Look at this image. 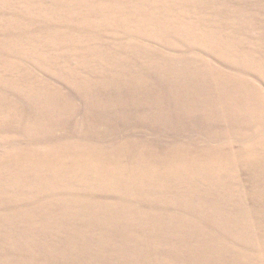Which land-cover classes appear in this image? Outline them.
<instances>
[{"label":"rangeland","instance_id":"374dc122","mask_svg":"<svg viewBox=\"0 0 264 264\" xmlns=\"http://www.w3.org/2000/svg\"><path fill=\"white\" fill-rule=\"evenodd\" d=\"M0 264H264V0H0Z\"/></svg>","mask_w":264,"mask_h":264}]
</instances>
